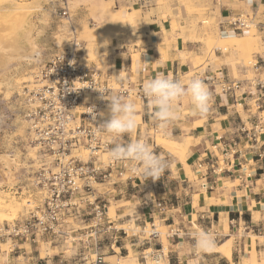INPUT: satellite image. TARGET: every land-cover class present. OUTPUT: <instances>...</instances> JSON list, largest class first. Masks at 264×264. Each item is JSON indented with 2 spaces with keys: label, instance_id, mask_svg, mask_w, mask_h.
I'll use <instances>...</instances> for the list:
<instances>
[{
  "label": "built area",
  "instance_id": "1",
  "mask_svg": "<svg viewBox=\"0 0 264 264\" xmlns=\"http://www.w3.org/2000/svg\"><path fill=\"white\" fill-rule=\"evenodd\" d=\"M48 2L54 13L59 12L71 19L70 0ZM259 13L255 7L230 12L219 23L224 31L238 34L254 30L264 46V16ZM83 48V43L73 32L69 44L53 54L41 68L40 86L30 91L33 105L28 112L30 135L38 146L49 152L52 160L41 162V167L36 168L30 177V186L37 190L39 196L33 195L30 186L21 188V194L29 205L27 212L0 223V242L10 240L11 245L9 255L2 263L21 262V256L24 260L33 259L29 255L32 251L27 252L22 245L36 246L43 242L50 246L75 245L77 252L86 254L85 257L93 251L94 264H107L100 253L105 238L114 249L119 239L130 236L138 238V243L144 246L142 258L146 264L148 261L152 264H172L168 246L165 247L159 240L162 237L160 215L166 214L172 202L150 194L149 199L141 202V208L134 210V215L130 214L134 227L117 225V218L109 214L111 201L108 195H120L129 188L135 189L144 175L134 174L132 168L127 167V161L110 162L108 159L105 162L98 156L99 152H109L113 143L99 126L106 121L100 115L101 109L110 102L102 99V94L91 86L103 89L109 98L113 94L130 96L143 108L145 115H151L153 109L147 106L148 102L142 94L143 81L126 76V83L121 84L110 72L84 64L81 58ZM249 68L252 71L250 75L244 73L242 77L232 78L228 75L214 76L210 81L219 86L220 92L238 103L245 96L249 98L248 110L254 120L249 126L245 123L241 125L239 131L242 138L233 140L232 145L237 147L240 141H244V146L249 149L260 145L258 155L264 156V50L254 54ZM73 87L78 90H72ZM91 108L96 114L95 120L89 113ZM151 131L157 132L159 128L153 125L147 134ZM136 135L137 131L131 137L124 135L120 142L126 141V138L136 139ZM148 138L153 145L152 137L148 135ZM82 148L89 151L87 160H83L79 152H74ZM14 186L10 189L15 190ZM147 209L151 214L148 220L145 219ZM212 233L218 236L217 231ZM175 235H181L178 227L166 233V237ZM157 240L158 246L153 247Z\"/></svg>",
  "mask_w": 264,
  "mask_h": 264
},
{
  "label": "rangeland",
  "instance_id": "2",
  "mask_svg": "<svg viewBox=\"0 0 264 264\" xmlns=\"http://www.w3.org/2000/svg\"><path fill=\"white\" fill-rule=\"evenodd\" d=\"M144 2L145 6L141 8L140 3L139 6L135 5L136 0H70L71 19H68L59 12L54 13L48 0H0V115L2 116L0 200L4 202L3 207L0 206V213L12 215L11 219H14L27 212L29 205H27L25 196L21 194V188L24 185L30 186V177L36 168L41 167V162L52 160L49 152L38 146L30 135L28 112L33 106L30 96L31 92L41 84L39 80L41 68L53 54L63 50L69 44L73 32L84 46L82 62L105 72L112 71L114 78L117 74L118 57H125V54L121 53L124 51L123 46H132L135 42L140 43L141 20L144 15H149L146 9H150L151 12L157 10L160 14L179 18L181 35L187 34L186 38L200 41L201 51L192 58L193 70L189 72L188 77L195 72L207 70L216 62L219 63V58L215 57V53L223 54L222 63L231 67L233 77H242L244 73L249 75L252 73L249 63L256 52H263L262 41L253 30L241 34L232 33L244 39H251L254 42L253 48L249 47L248 50L237 48L236 43L230 41L232 36L227 37L230 43L226 45L222 43L220 46L218 37L228 35L219 30L221 0H145ZM111 9L118 10L115 21H112L114 17L110 14ZM19 15L23 18V25H20L17 20ZM28 33L29 39L26 36ZM33 47L42 50L39 57L32 59L22 57L23 54L32 53ZM183 56L188 55L183 54ZM123 74L125 75L124 72ZM206 87L208 88L207 85ZM101 112L104 113L101 116L103 120L110 118L108 105L103 107ZM138 115L139 122H141V116L139 113ZM148 130L150 128L144 126L142 136L137 130L136 139L146 140L150 147L154 148L156 155L160 156L162 148L172 150L173 147L180 146L172 136H167L160 130L147 134ZM148 135L152 137L153 145L151 139H147ZM131 140L132 138H126V141L119 142L127 144ZM74 152H79L83 160H87L89 156V151L84 148ZM108 153L99 152V159L107 162ZM127 167L132 168L133 166L128 162ZM141 179L142 182L135 189L129 188L120 195H108L111 201L110 207L113 209L112 211L109 208V214L112 218H117L116 224L119 226L134 227L133 221H130V214L134 215V210L141 208V202L149 199L150 193L153 194L152 189L156 187L154 180L145 176ZM157 183L158 180H156V185ZM13 185H15V190L10 189ZM31 189L33 195L39 196L37 190L32 187ZM6 219L9 220L0 221V223L11 220ZM225 226L228 231L227 220ZM159 230L162 233L163 244L168 245L166 239L168 228L161 223ZM236 234L241 236V232ZM236 234L229 237L230 248L234 247L235 238L238 240L246 237H238ZM249 235L252 245L242 249V252L249 257L248 259L242 258L241 263L237 264H259L258 258L264 257V232L256 230ZM134 243H137L139 247H136ZM10 246V240L0 242V264H3L2 262L8 257ZM24 247L27 252L32 251L29 255L34 257L24 260L21 256L20 260L24 263L94 264L95 256L91 254L93 251L85 257L86 254H79L75 245L72 244L50 246L42 242L36 246L23 244L22 248ZM142 249L138 238L132 239L129 236L119 239L114 249L110 246L108 238H105L100 253L107 264H128L130 258H133L136 264H146L142 258ZM231 263L234 262L229 264ZM147 264L152 263L148 261Z\"/></svg>",
  "mask_w": 264,
  "mask_h": 264
},
{
  "label": "crops",
  "instance_id": "3",
  "mask_svg": "<svg viewBox=\"0 0 264 264\" xmlns=\"http://www.w3.org/2000/svg\"><path fill=\"white\" fill-rule=\"evenodd\" d=\"M144 1L136 0L135 5L139 6L140 3V7L144 8ZM253 7L260 12V16H264V0H221L220 20L230 12ZM146 10L149 15H144L141 20L140 43L123 46L124 51L121 53L125 57H118L116 72L122 71L128 78L143 83L157 74L184 80L199 78L208 86L212 97L206 115L194 114L191 104L184 101L180 104L179 118L166 128H159L180 145L172 150L161 149L160 156L170 162V167L152 189L156 198L172 202L166 214L160 215L161 223L168 230L175 227L181 230V235L166 237L171 262L241 263L242 258L249 257L242 252L243 248L252 245L249 234L256 230L264 232V156L258 155L260 145L252 149L245 147L244 141H240L237 147L232 145L233 140L242 138L239 131L241 125L245 123L249 126L254 120L248 110L249 98L245 96L238 103L220 92L219 86L210 81L214 76L233 77L231 67L222 63L221 53H215L219 63L188 77L193 70L192 58L201 51L200 41L186 38L187 34L181 35L179 18L160 14L155 8L153 12ZM219 30L228 33L226 37L235 36L232 35L234 31H224L220 23ZM138 113L141 116L137 128L139 133L144 126L158 127L153 114L145 115L141 106ZM148 210L147 220L151 215ZM197 229L218 232L213 250L200 252L196 249L194 232ZM240 232L241 236L236 234ZM234 233L238 237H246L235 238L234 247L230 248L228 240ZM159 240L162 241V237ZM159 240L153 244L158 245ZM134 245L139 247L137 243ZM228 249L231 250L230 258L225 256ZM258 261L264 264V257L260 256ZM136 263L130 258L128 264ZM9 264L29 263L12 261Z\"/></svg>",
  "mask_w": 264,
  "mask_h": 264
},
{
  "label": "clouds",
  "instance_id": "4",
  "mask_svg": "<svg viewBox=\"0 0 264 264\" xmlns=\"http://www.w3.org/2000/svg\"><path fill=\"white\" fill-rule=\"evenodd\" d=\"M41 49L33 47L32 56L39 57ZM118 82L126 83L127 77L121 71L115 75ZM89 87V86H86ZM102 94V99L108 100L110 118L99 126L112 139V147L108 153L110 162L127 161L132 164V171L143 174L146 178L158 180L170 162L154 154L149 143L143 138L132 139L127 144L120 143L124 135L134 136L139 126V106L137 102L120 94L106 97L101 88L91 86ZM72 90H78L72 88ZM142 94L147 100V106L153 109V117L158 128H166L168 124L179 118L180 104L187 101L191 104L194 114L206 115L211 104V93L199 78L184 80L173 78L170 75L157 74L154 78L147 79L142 85ZM92 110L93 120L96 114ZM104 115L103 112L100 113ZM195 247L200 252H208L215 248L216 237L210 231L197 229L194 232Z\"/></svg>",
  "mask_w": 264,
  "mask_h": 264
},
{
  "label": "bare ground",
  "instance_id": "5",
  "mask_svg": "<svg viewBox=\"0 0 264 264\" xmlns=\"http://www.w3.org/2000/svg\"><path fill=\"white\" fill-rule=\"evenodd\" d=\"M111 15H112V17H114L113 19H112V21H115V18H117V13L116 12H118V10L117 9H111ZM123 16H125V15H123ZM124 19H125V17H124ZM17 20H18V22L20 23V25H23L22 23L24 22L23 21V18L21 17V15H19V17L17 18ZM25 26V25H24ZM120 28V27H119ZM219 31V30H218ZM218 33V32H217ZM27 36V39H29V33L26 35ZM218 36H219V34H218ZM208 38V37H207ZM229 39L227 38V37H222V36H220V37H218V41H219V45L221 46V44L222 45H226V44H228V43H230V41H233V42H235L236 43V45H237V48H242L243 50H245V49H247L248 50V48L249 47H252L253 48V44H254V42L253 41H251V39H244V38H242V37H239V36H237V35H235V36H232V38L230 39V41H228ZM17 47V46H16ZM219 47V46H218ZM228 47V46H227ZM22 57H24V58H27V59H32V58H35V57H33L32 56V53H29V54H23L22 55ZM103 109V108H102ZM101 109V110H102ZM1 123H2V116L0 115V127H1ZM86 151H88V150H86ZM3 200H0V206H2L3 205ZM3 207V206H2ZM1 208V207H0ZM111 208V207H110ZM112 209V208H111ZM112 211H113V209H112ZM0 221H5V220H9V219H6V218H13V216L11 215V216H9V215H7V214H5V213H0ZM12 220V219H11ZM165 247H167V245H164ZM225 256L226 257H228V258H230L231 257V250L230 249H228L226 252H225ZM249 263V262H248ZM251 263V262H250ZM231 264H233V263H231Z\"/></svg>",
  "mask_w": 264,
  "mask_h": 264
}]
</instances>
